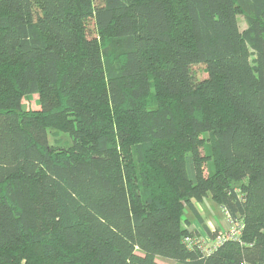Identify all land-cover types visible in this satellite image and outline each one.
Wrapping results in <instances>:
<instances>
[{
	"label": "trees",
	"instance_id": "16d2710c",
	"mask_svg": "<svg viewBox=\"0 0 264 264\" xmlns=\"http://www.w3.org/2000/svg\"><path fill=\"white\" fill-rule=\"evenodd\" d=\"M101 2L0 0V264H264V0Z\"/></svg>",
	"mask_w": 264,
	"mask_h": 264
},
{
	"label": "rangeland",
	"instance_id": "374dc122",
	"mask_svg": "<svg viewBox=\"0 0 264 264\" xmlns=\"http://www.w3.org/2000/svg\"><path fill=\"white\" fill-rule=\"evenodd\" d=\"M102 0H94V4L95 6H100L101 5V2ZM237 20H238V24H239V28L240 30H243L244 27H245V24H244V19L242 16H238L237 17ZM88 28L89 29H92V22L90 21L89 25H88ZM92 32V30H90ZM90 32V33H91ZM191 71V75L194 79L195 82H199L203 79L206 78V74L204 72V67L203 66H193L191 67L190 69ZM21 105L23 107V110H25L26 112H29V111H38L40 109L39 107V100H38V96L37 95H31V96H28V97H23L21 99ZM49 144L51 146H54V147H66L68 146L69 144V140L67 138L66 135L62 134V133H57V134H53L51 131H49ZM213 205V204H211ZM214 207V205H213ZM218 206L215 205V207L212 209V212L211 211H203L202 212V217L207 220L208 218L212 221V220H216L220 226L222 228H220L221 230H217L216 226H214V228L212 229V231H219L218 233H224L226 230H223V228L226 226L227 227V224H228V227H229V222L227 223L226 219H225V216L222 212L221 209H218L217 208ZM220 208V207H219ZM214 209H216L217 212L219 213H216L214 212ZM184 218H189L191 220H194V216L188 211L186 210L185 213H184ZM197 222V221H196ZM198 223V222H197ZM225 227V228H226ZM202 232L204 233L205 231L202 230ZM206 234V233H205ZM208 236V235H207ZM200 241L203 243V246L205 248H209L214 242L210 241V242H207L205 243L203 240L200 239ZM209 245V246H208ZM157 262L159 264H177L173 261H170V260H165V259H160V258H157Z\"/></svg>",
	"mask_w": 264,
	"mask_h": 264
},
{
	"label": "crops",
	"instance_id": "0c3cea01",
	"mask_svg": "<svg viewBox=\"0 0 264 264\" xmlns=\"http://www.w3.org/2000/svg\"><path fill=\"white\" fill-rule=\"evenodd\" d=\"M211 204H213L214 205V207H215V204L211 201V199L210 198H205L202 202H200V203H196L195 204V207H196V209L198 210V212H199V214H200V216H201V218H202V220H203V222H204V224H205V226L210 230V231H212V229L214 228V226H216V228H217V230H221L220 228H222L221 226H220V224L216 221V220H210L209 218L207 219V220H205L203 217H202V212L205 210V211H211L212 212V209L214 208L213 207V205H211ZM218 209H221V208H219V207H217ZM222 210V209H221ZM214 212H216V213H219V212H217L216 211V209H214ZM222 212H223V210H222ZM223 214H224V216L226 215L225 214V212H223ZM225 219H226V221L228 220V218H227V216H225ZM229 221H227V223H228ZM189 226L187 227V229L189 230V231H196L197 233H198V236H199V238L201 239V240H203L205 243H207V242H212V240L205 234V232L203 233L202 232V230H203V228L199 225V223H197L196 222V220L194 219V220H191L190 219V221H189ZM226 227V226H225ZM223 228V230H226L227 228H228V224H227V227L226 228ZM218 231V232H219ZM203 244V243H202ZM209 246V245H208Z\"/></svg>",
	"mask_w": 264,
	"mask_h": 264
},
{
	"label": "built area",
	"instance_id": "2783aa9c",
	"mask_svg": "<svg viewBox=\"0 0 264 264\" xmlns=\"http://www.w3.org/2000/svg\"><path fill=\"white\" fill-rule=\"evenodd\" d=\"M240 230H241V226L238 223H234V224L229 223L228 229L222 234L218 233L215 240L213 241L214 243L210 247L217 246L218 244H220L225 240L236 239L240 234ZM185 242L189 243L190 242L189 238H185Z\"/></svg>",
	"mask_w": 264,
	"mask_h": 264
}]
</instances>
